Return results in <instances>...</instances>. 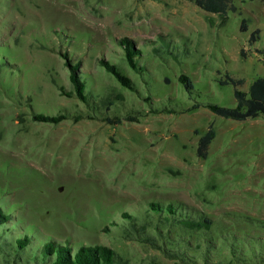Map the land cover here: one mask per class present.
Instances as JSON below:
<instances>
[{
	"label": "rangeland",
	"instance_id": "374dc122",
	"mask_svg": "<svg viewBox=\"0 0 264 264\" xmlns=\"http://www.w3.org/2000/svg\"><path fill=\"white\" fill-rule=\"evenodd\" d=\"M256 29L260 40L251 46ZM124 38L142 50L144 73L126 63ZM257 49L264 50L262 0H232L226 15L195 0H0V206L9 216L0 225V264H42L50 241L106 244L116 264H188L127 233L131 219L123 213L142 222L151 200L174 201L217 223L207 235L220 251L208 263L264 264L257 224L264 222V118L237 121L206 107L149 110L197 101L235 106L234 86L219 80L244 78L247 90L264 76ZM101 58L117 63L137 91L120 85ZM68 59L79 63L95 104L106 93L121 96L110 114L133 110L139 120L108 123L70 94ZM182 72L194 81L191 94ZM210 126L216 137L203 158L198 142ZM234 232L244 249L239 261L223 243ZM25 236L30 243L17 249ZM192 241L188 255L205 264V248L194 250L196 235Z\"/></svg>",
	"mask_w": 264,
	"mask_h": 264
},
{
	"label": "trees",
	"instance_id": "16d2710c",
	"mask_svg": "<svg viewBox=\"0 0 264 264\" xmlns=\"http://www.w3.org/2000/svg\"><path fill=\"white\" fill-rule=\"evenodd\" d=\"M264 1V0H262ZM196 4L206 11L226 15L231 8L232 0H195ZM247 30V20L242 21V31ZM260 30H254L249 38V44L253 46L260 40ZM125 50L126 63L137 73H144V67L139 62L138 58L142 54V50L135 46V43L129 38H124L121 41ZM169 50V48H167ZM264 54L263 49H257ZM172 53L175 50H171ZM70 69V80L73 85V94L82 102L86 103L89 109L104 116V120L111 124H121L125 120L137 121L140 118L141 112L130 110L127 114L114 115L110 114L112 107L118 105L121 96L107 94L100 103H94L92 96L87 93V82L83 79L79 69V63H73L68 59ZM100 64L112 74L120 85L123 87L137 91L134 80L126 74L117 63L108 59L101 58ZM179 81L184 85L185 89L191 94L194 91V81L186 72L179 75ZM221 85L232 84L234 86V96L236 99L235 106H224L213 102H200L183 107L176 110L172 106L151 107L149 110L153 112H186L206 107L213 113L232 120L246 121L255 118H264V76L256 77L248 86L247 90L242 89L245 84L244 78H238L231 74H226L224 79L219 80ZM63 89V87H62ZM150 98V97H149ZM140 113V114H137ZM82 116V115H81ZM39 120L59 122L66 118L65 115H45L35 114ZM216 137V130L213 126L200 136L198 142V155L206 158L211 143ZM147 212L140 219L134 215L124 212L123 216L131 219L130 225L126 228L127 233L134 234L141 241L152 246H165L164 251L170 257H180L186 260L188 264H198V261L193 256L188 255V249L193 245L192 237H197V247L194 250L205 248L203 250V259L205 264H210L209 256L213 251H220L217 240L211 235H207L210 230L216 229L217 223L208 215L189 211L187 208L181 207L174 201L164 203L163 201L151 200L147 206ZM9 219L8 214L0 206V225ZM257 224L264 226V222L259 221ZM174 227L180 229L174 234ZM151 230V231H150ZM210 232L209 234H211ZM230 239L225 240V244H229L231 254L235 260H242L244 257L243 246L237 241L239 235L235 232L229 236ZM30 243L28 237H22L15 240L17 249L24 250ZM166 245L170 247L166 248ZM44 252L47 256V261L42 264H116L119 261L117 252L106 244H83L78 248H74L70 244H61L56 241H50L45 244ZM196 252V251H194ZM202 254V252H201ZM28 264H31L30 261ZM40 264V263H38Z\"/></svg>",
	"mask_w": 264,
	"mask_h": 264
}]
</instances>
